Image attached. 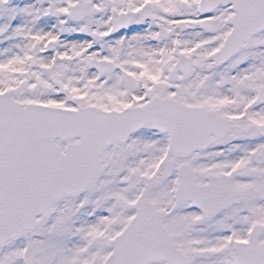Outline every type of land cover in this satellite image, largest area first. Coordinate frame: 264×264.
<instances>
[{
	"label": "snow or ice",
	"instance_id": "snow-or-ice-1",
	"mask_svg": "<svg viewBox=\"0 0 264 264\" xmlns=\"http://www.w3.org/2000/svg\"><path fill=\"white\" fill-rule=\"evenodd\" d=\"M0 264H264V0H0Z\"/></svg>",
	"mask_w": 264,
	"mask_h": 264
}]
</instances>
